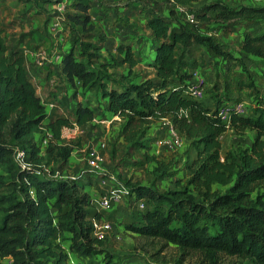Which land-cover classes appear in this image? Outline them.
<instances>
[{
    "label": "trees",
    "instance_id": "obj_1",
    "mask_svg": "<svg viewBox=\"0 0 264 264\" xmlns=\"http://www.w3.org/2000/svg\"><path fill=\"white\" fill-rule=\"evenodd\" d=\"M92 8L88 0H75L74 12L66 13L76 37L63 58L62 74L74 89V98L82 89L96 100H107L103 113L124 122L125 157L135 168L154 163L159 165L155 171L164 168L150 155L146 137L152 124L170 119L195 153L186 164L188 180L186 184L178 180L177 188L164 194L153 182L128 185L131 210L119 222L116 213L100 210L99 199L92 194L100 186L97 175L89 173L85 181L63 178L49 169L41 143L48 141L49 150L57 149L67 161L70 150L57 147L62 129L94 123L96 110L78 101L74 119L49 114L32 81L22 42L13 45L9 27L0 23V259L10 258L12 264H67L64 242L70 253L94 258L103 253L104 242L93 238V222L104 219L119 222L141 239L174 246L183 255L197 254L204 264H218L220 255L264 264V202L254 197L264 187V107L253 114L232 115L226 125L218 110L232 99L230 95L221 94L216 86L214 105H209L186 92L191 72L207 65L206 54L229 57L204 31V24L221 23L230 32L248 25L240 50L264 61V28L258 29L264 6L232 8L211 1L196 12L194 24H173L156 10H145L154 37V61L142 58L131 45L105 53ZM228 130L240 136L253 133L251 148L239 156L223 155L221 138ZM18 151L25 153L23 166L16 160Z\"/></svg>",
    "mask_w": 264,
    "mask_h": 264
},
{
    "label": "rangeland",
    "instance_id": "obj_2",
    "mask_svg": "<svg viewBox=\"0 0 264 264\" xmlns=\"http://www.w3.org/2000/svg\"><path fill=\"white\" fill-rule=\"evenodd\" d=\"M74 0H67L66 11ZM127 0L121 1L126 3ZM137 2L154 5V9L165 16L173 24L191 23L192 15L201 10L208 2L215 0H196L189 4H179L180 9L176 10L165 0H136ZM232 8L244 5L264 4V0H216ZM131 3L130 6H132ZM152 10V9H149ZM146 14V11H143ZM174 12L175 14H171ZM248 26V25H247ZM246 25L238 26L236 33L230 32L221 23L204 24V31L215 38L216 42L224 46V52L228 54L227 62L220 68H216L215 76H209V72L202 70V77L206 79L205 99L216 93V86L221 89V94L227 93L233 96L237 102L243 103L247 114H253L264 107V61L256 58H247L239 50V42ZM264 28V20L258 29ZM152 60V56L149 57ZM122 70H117L120 74ZM144 72H150L146 69ZM226 72V73H225ZM245 86L240 87L241 84ZM73 91V88L70 87ZM64 90V88H63ZM93 94V93H92ZM88 95L87 102L94 100L93 95ZM86 97V98H87ZM68 116H73L74 105L71 103L66 111ZM97 119L92 125L80 128L78 135L72 136L69 143L70 156L67 161L61 159L56 150H49L48 143L42 142V152L49 164V169L57 170L63 178H81L86 181L87 174L99 175V189H93L92 193L98 199L106 196L115 186L127 187L137 183L149 185L154 183V188L161 194L174 191L176 182L183 180L186 184L189 172L186 164L195 158V153L190 149L187 141L180 145H173L170 141L169 122H157L148 129L146 142L150 147V155L157 157L164 165L161 171H155L159 166L156 163L146 167L135 168L131 166L125 154L128 151L127 144L122 135L124 122L117 116L104 114L102 109L97 114ZM223 155L233 153L239 156L244 150L251 148L254 142V134L249 132L246 136H240L234 130H228L221 138ZM90 147H96L103 155L104 161L100 168L91 170L87 163V151ZM127 162V163H125ZM161 168V167H160ZM161 179L156 180L160 177ZM120 187V188H121ZM254 197H260L264 202V187L257 190ZM131 199H124L114 205L108 214L116 213L119 221L129 215ZM115 228L108 239L101 244V255L94 258H85L69 252V243L64 242L63 246L69 255L67 264H204L197 254L183 255L174 246H166L159 241H150L134 236L127 232L122 224L114 223ZM0 264H12V259H0ZM218 264H253L249 260L240 257H229L220 255Z\"/></svg>",
    "mask_w": 264,
    "mask_h": 264
},
{
    "label": "crops",
    "instance_id": "obj_3",
    "mask_svg": "<svg viewBox=\"0 0 264 264\" xmlns=\"http://www.w3.org/2000/svg\"><path fill=\"white\" fill-rule=\"evenodd\" d=\"M88 1L93 6L91 14L97 26L98 34L104 37L105 53L108 50L115 53V49L120 45H131L133 50L142 58L152 56V61L155 60L154 37L148 27L146 14L143 12L154 9V5L151 6L148 3L129 0L126 3H122L121 1L123 0ZM74 2L75 0L70 4V9L66 13L74 12L72 9ZM62 3L67 4V0H0V23L9 27L7 34L13 45L17 46L19 41L22 42L20 48L28 58L32 81L37 88L39 96L46 104L49 114L54 112L56 115L74 119L75 107L77 102L80 101L89 103L90 107L96 110L97 119V114L99 113V110H97L98 104H100V108L103 111L107 100L98 98V100L94 99L87 102V96L92 94V92H84L82 89L79 90V96L75 99L73 96L74 89L72 91L71 86L62 74L63 58L72 49V43L76 37L71 31L67 17L58 30H53L52 25L60 16L58 8ZM131 3L134 4L130 6ZM167 4L172 5L176 10L181 8L179 4L171 1ZM254 6H264V4ZM244 31L242 32L239 46L243 40ZM210 36H212V33ZM220 46L224 49L223 45L220 44ZM240 52L247 58H253L245 55L241 50ZM119 57L121 58V56ZM205 61L207 64L205 67H200L191 72L193 77L195 75L202 76V70L208 71L209 76H215L214 71L216 68L222 66L217 58L210 57L208 54L205 56ZM230 97L232 101L228 102L239 103L236 100L238 98ZM204 101L209 105H214L212 98H210V102ZM71 103L74 105V113L73 116H68L66 111ZM164 122L171 123V120L166 119ZM86 126L80 128H85ZM66 129L67 127L62 129L61 140L57 144L58 148H68L69 143L72 141L71 139L63 138L62 135L66 132ZM43 142L48 143L46 140ZM99 175L95 177L97 180ZM93 192L94 190L92 189ZM118 219L119 217L116 220ZM123 220L124 218L118 221L122 222Z\"/></svg>",
    "mask_w": 264,
    "mask_h": 264
},
{
    "label": "built area",
    "instance_id": "obj_4",
    "mask_svg": "<svg viewBox=\"0 0 264 264\" xmlns=\"http://www.w3.org/2000/svg\"><path fill=\"white\" fill-rule=\"evenodd\" d=\"M129 1H136V0H129ZM174 3V0H171ZM66 3L60 4L58 8V13L60 16L57 18L58 20L53 23L52 27L53 30L56 31L61 26V24L66 21ZM191 19L194 20V23H197V19L195 15L191 16ZM219 62L223 65L227 62L223 58L218 59ZM206 80L200 76L195 75L193 79L189 82L187 86L186 92L190 96L202 100L205 98L206 95ZM232 115L238 116H245L247 115L246 107L243 103H236V102H227L220 106L218 110V117L220 118L221 122L226 125H230ZM96 121V120H95ZM170 138L169 141L173 145H180L183 143L184 139L180 135V133L174 129L173 125L170 123ZM80 127L75 126L74 128H67L66 132L63 133V138L70 139L72 136L78 135ZM25 153L18 151L16 155V160L23 166ZM104 158L103 155L100 153L99 149L96 147H90L87 151V163L88 167L91 170H97L100 168L101 164L103 163ZM115 186L111 190H109L108 194L101 199H99V208L100 210L110 212L113 210L114 205L121 202L124 199H128L131 196L130 189L128 187H121ZM115 228V224L108 220H96L93 222V230L92 236L94 239L105 242L109 235L113 232Z\"/></svg>",
    "mask_w": 264,
    "mask_h": 264
}]
</instances>
